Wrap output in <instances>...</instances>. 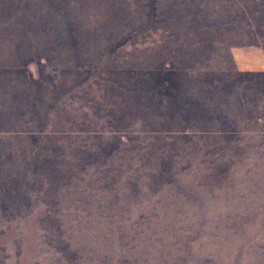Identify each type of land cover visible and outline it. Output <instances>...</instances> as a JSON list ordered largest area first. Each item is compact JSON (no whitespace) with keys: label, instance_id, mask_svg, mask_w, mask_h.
<instances>
[{"label":"rangeland","instance_id":"1","mask_svg":"<svg viewBox=\"0 0 264 264\" xmlns=\"http://www.w3.org/2000/svg\"><path fill=\"white\" fill-rule=\"evenodd\" d=\"M0 264H264V0H0Z\"/></svg>","mask_w":264,"mask_h":264}]
</instances>
